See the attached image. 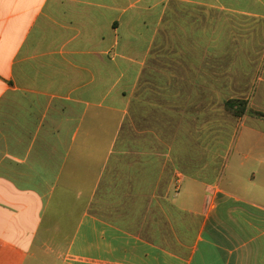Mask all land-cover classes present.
<instances>
[{
    "label": "crops",
    "instance_id": "crops-1",
    "mask_svg": "<svg viewBox=\"0 0 264 264\" xmlns=\"http://www.w3.org/2000/svg\"><path fill=\"white\" fill-rule=\"evenodd\" d=\"M252 111L264 0H0V264H264Z\"/></svg>",
    "mask_w": 264,
    "mask_h": 264
},
{
    "label": "rangeland",
    "instance_id": "rangeland-1",
    "mask_svg": "<svg viewBox=\"0 0 264 264\" xmlns=\"http://www.w3.org/2000/svg\"><path fill=\"white\" fill-rule=\"evenodd\" d=\"M153 70L156 74L159 73V68H153ZM217 105L219 107L221 106V104L219 103H217ZM216 117H217V123L215 125L216 127L215 139L217 142L216 154L223 156L224 158L230 157L231 155H235L236 153L245 155L244 150L238 151V148L240 147V144L243 140V133L241 134L242 128L240 127L239 122L236 125L234 121L233 123H227V122L222 123L221 116L217 115ZM259 124L262 127H264V119H261V121H259ZM228 171L229 170L227 169L226 173H228ZM59 243H62V242H59ZM60 245L62 244H57V243L48 244L50 249H54ZM36 253L40 254V252H36ZM38 261L40 262V259H38ZM42 261L43 263H46V264H60L61 263L60 258L58 259L57 258H46V259H43ZM36 262H37L36 258L29 260V264H36Z\"/></svg>",
    "mask_w": 264,
    "mask_h": 264
},
{
    "label": "trees",
    "instance_id": "trees-1",
    "mask_svg": "<svg viewBox=\"0 0 264 264\" xmlns=\"http://www.w3.org/2000/svg\"><path fill=\"white\" fill-rule=\"evenodd\" d=\"M245 107H246V102L244 100L240 99H228L225 102V108L227 111H229L233 116L239 117L243 113H245ZM251 113L264 117V113L259 112V111H252Z\"/></svg>",
    "mask_w": 264,
    "mask_h": 264
}]
</instances>
